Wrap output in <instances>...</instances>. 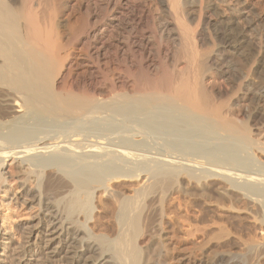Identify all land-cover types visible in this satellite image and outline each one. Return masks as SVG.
I'll return each mask as SVG.
<instances>
[{
    "label": "bare ground",
    "instance_id": "1",
    "mask_svg": "<svg viewBox=\"0 0 264 264\" xmlns=\"http://www.w3.org/2000/svg\"><path fill=\"white\" fill-rule=\"evenodd\" d=\"M261 157L264 0H0V264H264L190 215L264 224Z\"/></svg>",
    "mask_w": 264,
    "mask_h": 264
},
{
    "label": "rangeland",
    "instance_id": "2",
    "mask_svg": "<svg viewBox=\"0 0 264 264\" xmlns=\"http://www.w3.org/2000/svg\"><path fill=\"white\" fill-rule=\"evenodd\" d=\"M251 158H253V157L247 158L250 160L245 159V160H247L246 162L248 164H250V166L252 165L251 161L253 163H255V159H256L254 157L255 159L253 158L254 159V161H253V159L251 160ZM261 158H263V160H264V157H261ZM13 164H14V162L8 161V165H6L4 171L7 173V176H9V180H10V183L12 184V188L14 189V191L18 192V191H21V189L19 188L21 177L18 174H16L15 172H13V168H14ZM255 165H252V166H255ZM257 165H260V163L258 162ZM204 181L206 184L202 183ZM200 182L198 184H196L197 182H191V180H189L188 178H185V179L183 178L182 181L180 182L179 186L182 184L183 185V186L181 185L182 187H185V188L188 187L187 189L192 190L193 193H200L201 191H205V190H207L205 192L210 193L211 186H213L217 181H210V180L207 181V179H204ZM133 184H134V182H133ZM127 185H129V183ZM202 187H204V188H202ZM201 188H202V190H201ZM198 191H200V192H198ZM17 195L20 196V193H17ZM193 196L191 197L192 202H193L192 203L193 207H192L191 213H190L192 219H194V220H202L204 218H220L221 220L224 219L223 221L229 226L228 228H229V230L231 229L230 230L231 233L232 234L235 233L234 235L231 234V236H230V238L235 242L234 245L232 246V248L228 245H225L224 248L221 247L222 249H232L234 251H242L244 249V245L237 239V237H239V235H243L241 237L246 238V239H248V238H254L255 239L256 238V240L259 242H260V240L264 241V239H263L264 233L262 232L264 229V224L261 223V221L256 218V216L254 215V212L252 213L254 215L253 216L250 211L245 210L246 208H245L244 204H242V203L238 204L237 203L233 206L230 201H222L223 204L222 203L219 204V203H217V201L215 199H211V201L209 202L207 200H204L202 197H199V195L198 196L193 195ZM179 198L181 201H183V199H184L183 197H181V194L177 190V191L173 192L172 196L170 197V201L173 203H176L174 201L178 200ZM187 199H189V198H187ZM175 207L176 206L171 205L172 211L169 209L170 207H168V210H169L168 214L170 216L174 215V213L177 211ZM173 208H175L174 210H176V211H174ZM240 209H243V210H240ZM254 209H256V208H254ZM19 210H21V209H19ZM25 211L32 213L35 210H32V211L25 210ZM184 213H185L184 211H181L178 214L180 216H183ZM169 217H168V219H169ZM180 234H182V233H180ZM233 236H235V237H233ZM31 243L32 242H30V244ZM262 245L263 244L260 243L261 247L259 246L258 250L264 248ZM212 248L217 249V248H220V246L218 244H216V245L213 244ZM241 248H242V250H241ZM6 252L7 251L4 252L3 247H0V258H3L6 255ZM33 259H34V257H33Z\"/></svg>",
    "mask_w": 264,
    "mask_h": 264
}]
</instances>
